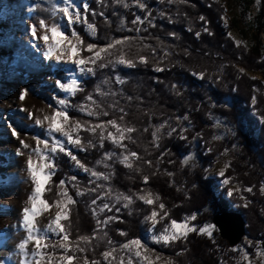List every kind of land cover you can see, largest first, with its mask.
<instances>
[{
    "label": "rangeland",
    "instance_id": "374dc122",
    "mask_svg": "<svg viewBox=\"0 0 264 264\" xmlns=\"http://www.w3.org/2000/svg\"><path fill=\"white\" fill-rule=\"evenodd\" d=\"M16 1L18 0H0V264H23L24 255L19 249V244L27 238V233L21 226L22 213L25 207L31 206L30 197L34 192V185L31 183L27 171V158L32 155L34 160L38 159L32 151L37 147V138L48 140L49 148L54 146L50 139L53 136L66 141L62 133H49L47 131L50 127V121L45 119V117H52L58 108L64 109L65 107L70 117L65 130L73 128L78 122L81 128L72 132V137L75 139L78 136L81 143L75 145L65 142L64 147L71 149L72 154L76 155L90 171L85 173L70 159L66 152H60L59 146H57L55 163L59 158L66 157L71 173L63 174V188L60 187L59 183L57 185L51 184V181L46 184L42 198L48 202L50 207L49 210L39 213L34 221L40 235L51 236V239L44 241L47 247L42 249L43 256L37 257L40 264H61L64 255L73 256L74 264L79 249L84 251L86 247L89 248V245L92 246V251L93 246L95 248L93 255L86 259L91 264L93 262L101 264V259L106 264H172L169 256L158 248L164 243H157L152 239L156 235L171 233V223L158 230V224L163 218H166L167 213L165 207L160 209L159 205L162 204L160 197L151 190L156 184L145 187L137 183V187L133 188L128 183L131 180L125 178L123 182L116 185L114 182V169L115 165L119 164L131 176L141 175L148 170L146 161H151V159H148L150 155L147 153V146H145L147 136L144 132L147 128L146 125H149L150 122V119L147 120L148 115H152L153 112L151 111H170L172 106L178 105L181 92L176 90L174 81H168L160 76L163 70L157 71V69L163 68L155 59L143 62L139 57L137 63H135L133 58L128 59L126 56L123 58L125 63H118L119 68H122L123 71H130L140 65L145 72L144 77L147 79L143 94L139 97L141 102L139 109L120 110L114 114H109L104 105L91 95L78 102L77 106L72 105V100L81 90L82 83L92 74L87 72L81 74L79 67L87 69L89 63L84 66H77L71 63L70 60L68 63H63L62 60L64 65L58 64L56 68L51 69L46 67L44 58L41 55L37 57L39 61L33 59L32 54L36 55L33 45H37L41 49L42 44L41 41H35L32 37L27 15H30L37 25L42 17L34 10V3L37 0H30L31 2L26 3L23 8H20V11L17 10L19 8ZM213 1L223 6L224 27L228 30V36L236 45L251 48L260 44L264 57V18L262 19V26L259 25V19L264 11V0ZM76 2L81 5L83 3L90 5L91 0H76ZM248 3H250L249 6ZM84 12L83 7H80V20L72 25L74 29L78 28L80 22L85 19ZM71 13H73V19L75 20L74 9ZM64 28H67L66 23ZM86 32L91 37L96 36L93 27L89 28L87 26ZM81 53L80 50L77 59L82 58ZM128 61H131L132 66H128ZM177 70L183 72V68ZM182 72L180 77H177L180 78L182 86H185L184 90L189 91L187 76L183 75ZM244 72L252 79L263 80L261 73ZM194 76L199 81L201 80L200 76ZM127 77H129L127 74L120 72L116 75L115 82L121 85ZM57 81L65 85L76 81L77 88L74 94L66 93L60 89L57 86ZM25 92L27 95L25 99L21 100L19 97ZM60 99H64L67 102L66 105H59ZM89 112L92 115H89ZM184 117H187V119H184ZM36 120H40L41 125H37ZM112 120H116L124 135V139L119 144L113 143L109 138V133L117 139L120 136V133L111 126L110 121ZM191 122L192 119L187 114L178 117L175 121L171 120L169 125L156 132L159 141L164 137H180V140L186 141V146L190 149V152L183 156L185 166L199 165L201 163L200 155L209 152L203 145L204 135L198 134L190 140ZM212 123L216 141H223L229 136L236 135L234 126L225 119L214 115ZM96 125H103L104 127L103 129L96 127L95 132L88 130ZM128 128H132L133 131H126ZM13 129H15L17 135H13ZM101 134L104 137L102 145ZM21 140L29 145L28 149L22 147ZM85 142L86 146L83 145ZM39 147L44 150L42 143ZM18 152L23 154H17ZM80 152L87 154V156L83 159L80 158ZM132 153H136V155L133 156ZM124 156H128V163L132 164L131 168L123 162ZM232 160L230 154H226L213 167L208 169L207 176L218 180L216 192L218 194L223 193L230 203L236 198L241 200L240 203L233 201L232 208L236 209L240 205L247 206V201L242 196V187L231 178L226 177V172L230 168ZM91 171L97 172L98 176H91ZM221 172L224 173L223 177L220 175ZM73 176L76 177L75 180L71 179ZM225 179L228 180L227 184L224 183ZM142 183L145 184L144 181ZM48 185H50V194L53 193L57 196L52 201H48V198L44 197ZM21 190L24 191V194L21 199H18L22 194ZM65 190L68 197H71V203L68 202L67 197L61 195ZM149 193L152 194L154 199L152 205H148L140 199L141 196H147ZM125 196L131 199V203L123 198ZM157 196L159 199H156ZM58 201L66 207L58 209L56 206ZM125 204L128 206L124 207ZM104 205L109 207L103 208ZM102 208L103 211H101ZM64 210L68 213L67 220H69V224L66 225L64 219L60 223L66 234L69 232L66 226L72 227L75 238L69 237L68 241L65 242L69 246L66 253L60 246V240L64 234L52 236V230L55 228L52 222L55 220L56 213ZM152 211L158 213L155 224L148 219ZM129 215H136L135 217L140 221V236L134 239H140L143 247L138 248L131 245L132 239L128 241L116 239L118 235L125 237L127 232L121 231L116 235L113 231L117 228L115 223ZM104 221H107V223H103ZM185 221L189 223V226H195L199 234L206 235L215 242L216 233L219 232L212 220L201 225L193 224L195 220L192 221L190 218L177 222ZM204 225L214 226L211 237L206 232L201 233L199 231ZM82 237H87V241L81 239ZM125 243L130 244L129 249L123 247ZM34 247V242H29L27 246L29 252ZM230 250L231 256L228 259L220 257L219 264H264V251L259 242L249 237L248 232L243 240L237 246H231ZM137 251L140 253L139 256L136 255ZM105 252L110 253L107 258L103 255ZM29 264H33L31 256H29ZM63 264H66V261Z\"/></svg>",
    "mask_w": 264,
    "mask_h": 264
},
{
    "label": "trees",
    "instance_id": "16d2710c",
    "mask_svg": "<svg viewBox=\"0 0 264 264\" xmlns=\"http://www.w3.org/2000/svg\"><path fill=\"white\" fill-rule=\"evenodd\" d=\"M139 3H144L145 8L141 9ZM223 15V6L213 0H91L86 19L75 29L83 41L81 57L87 60L99 48L117 39L122 43L101 53L102 58H98L95 64L89 62L94 74L82 83L71 104L77 106L78 102L91 95L104 105L109 114L139 109V97L147 83L145 72L140 65L123 71L118 61L126 56L133 58L135 63L139 57L155 59L163 68L160 76L174 81L176 90L181 92L180 101L170 111H151L152 115H148L150 122L144 130L147 136L145 146L150 155L148 159H151L146 161L148 170L131 176L117 164L115 184L119 185L125 178L131 180L128 183L133 188L137 183L145 187L156 184L151 190L160 197L167 213L158 224V230L172 220L183 221L195 215L193 224L201 225L212 220L218 212L237 210L248 223L249 237L259 242L264 251V57L260 44L251 48L236 45L224 27ZM137 16L143 23H133ZM263 18L264 11L259 19L260 27ZM89 24L96 31L95 37L86 32ZM89 43L97 46L93 53L86 51ZM102 64L107 66L101 67ZM178 68H183L181 72L187 76L189 91H185L181 84ZM244 71L261 73L263 80L252 79ZM120 72L129 77L118 85L115 77ZM194 75L200 76L201 80ZM187 114L192 119L190 140L198 134L204 135L203 145L209 151L200 155L201 163L196 166L184 165L183 156L190 152L186 141L180 137H164L159 141L156 134L171 120ZM214 115L233 125L236 135L216 141L212 129ZM83 145L86 146V142ZM226 154L233 159L226 177L242 187V196L247 201L245 207L240 205L233 209L234 202L240 203L241 200L236 198L234 202L231 200L233 204L230 203L223 193L216 192L218 180L207 176L208 169ZM86 156L79 153L82 159ZM66 159H58L57 172L51 184L57 185L64 179V173H71ZM145 177L148 182L143 184ZM249 187L251 192L247 191ZM44 197L48 201L57 197L50 194V185ZM135 216H126L115 223L117 228L112 230L116 235L121 231L127 232L125 237L116 236L117 240L139 238L141 225ZM65 223L69 224V220ZM66 228L69 237L75 239L72 227ZM91 247L89 245L84 251L79 249L74 264H85L95 251L94 246L93 251ZM158 248L169 256L172 264H219L220 257L228 259L231 256L230 244L219 233L213 242L206 235L194 231L185 239L162 244ZM101 264L106 263L101 259Z\"/></svg>",
    "mask_w": 264,
    "mask_h": 264
},
{
    "label": "snow or ice",
    "instance_id": "6c2138e0",
    "mask_svg": "<svg viewBox=\"0 0 264 264\" xmlns=\"http://www.w3.org/2000/svg\"><path fill=\"white\" fill-rule=\"evenodd\" d=\"M80 7H83V9L85 10V19H86L87 10L89 7L88 4L86 3H83L82 5L77 4L76 0H62V7L60 8V11L63 12L64 16L66 17V24H67L66 29L62 28L59 24H53L49 28V26L45 24L44 19H41L38 25L34 24L31 27L30 32H31L32 37L38 41L42 40L43 43L47 46V57L48 58H51L52 56L55 55V58L57 61H62L64 57L67 56L68 59L71 61V63L77 66H84L89 62L92 64H95L98 58H102L101 53L106 52L108 48H115L116 45L122 43L121 39H117L115 40L114 43H110L106 47H101L99 48V50L95 52H94V49H97V46L89 43L86 46V51L89 53L94 52V55L89 57L87 60L84 58L77 59V57L80 55L81 45L83 44V41L81 40L80 36L75 31V29L72 27V25L75 22H78L80 20ZM125 7H127V5H125ZM139 7L141 9H144L145 4L139 3ZM70 9H74L75 20L73 19V13L69 11ZM133 23H143V20L139 16H137L136 19L133 21ZM88 27L92 28L93 26L89 24ZM38 28L43 29L45 34L42 36H38L37 35ZM49 32H50V35L48 34ZM94 34L95 33L93 31V35ZM197 36H199V33H197ZM50 40L52 41V43H49ZM141 60L143 62H146V58L141 57ZM118 62L125 63V60L123 59V57H121ZM127 63H128V66H132L131 61H128ZM100 66L106 67L107 65L102 64ZM162 70L163 69H157V71H162ZM79 71L81 74H84L85 72L94 74V70L92 67H88L87 69H85L84 67H79ZM57 86L66 93L74 94L77 88V82L73 81L72 83L65 85L57 81ZM26 95L27 93L25 92L19 98L23 100L25 99ZM89 99H91V97H89ZM58 103L59 105H66L67 102L64 99H60ZM81 111H83V109H81ZM88 114L92 115L91 112H89ZM105 115H107V113H105ZM45 119L50 121V127L48 128L47 131L49 133H62L63 137L66 138V141L57 139L56 137L53 136L50 139L52 140L54 146L49 148L48 140H41L40 138H37V147L33 149L32 151L36 154L38 159L34 160L32 155H29L27 158V171L30 176V181L34 185V192L32 196L30 197L31 206L25 207L22 213L21 226L25 229L27 233V238L24 239L23 242L19 244V249L24 255L23 264H29V256L33 258V264H40V260L37 259V257L38 256L42 257L43 256L42 249L47 247L44 241L51 239V236L40 235L38 233V229L36 228L34 221H35L36 216L39 213L49 210V207H50L48 202L45 199H43L42 196H43L46 184L52 180V178L55 176V173H56L57 165L55 163V160H56L55 154L57 152V146H59L60 152H66L70 156V159L74 161L75 164L79 168L83 169L85 173H88L90 171L89 168L85 167L80 162V160L77 158L76 155L72 154L71 149H66L64 147L65 142L68 144H75V145H80L81 143V140L78 136L75 139H73L72 137V132L77 131L78 129L81 128V125L78 122L75 124L73 128H68L67 130H65L70 120L66 107L64 109L58 108L52 117H45ZM184 119H187V117H184ZM35 123L37 125H41L42 122L40 120H36ZM110 124L113 128L116 129L118 133H120V136H119V139H117L115 136L109 133V138L112 140L113 143L119 144V142L124 139L123 132L120 126L117 125L116 120L110 121ZM96 127L103 129L104 126L96 125L93 128H90L88 130L95 132ZM126 131L132 132L133 129L128 128L126 129ZM173 131H175V129H173ZM13 135H17L15 129H13ZM103 139H104L103 134H101V145H102ZM41 143L44 146V150H42L39 147ZM21 145L24 149L29 148V145L27 143H24L23 140H21ZM81 150L83 151L84 149H81ZM17 154L22 155L23 153L18 152ZM132 155L135 156L136 153H132ZM123 162L127 164V167L129 168L132 167V164L128 163V156H124ZM220 175L223 177L224 173L221 172ZM91 176L96 177L98 176V174L95 171H91ZM71 179L75 180L76 177L73 176ZM105 179H107V177H105ZM147 182H148V178L145 177L144 183L146 184ZM224 183L227 184L228 180L225 179ZM59 185L61 188H63L64 181L61 180L59 182ZM247 191L251 192L252 191L251 187H249ZM262 191H264V189H262ZM61 195L64 197H67L69 203L72 202L71 197H68V193L66 190L63 191ZM123 198L127 200L129 203H131V199L129 197L125 196ZM140 199L143 200L148 205H152L154 203V199L151 193H149L147 196H141ZM156 199H159V197L157 196ZM56 206L58 209H60L61 207H66V206H62L59 201L57 202ZM127 206H128L127 204L124 205V207H127ZM108 207H109L108 205L103 206V208H108ZM159 207L160 209H164L165 206L163 204H160ZM103 208L101 209V211H103ZM157 215L158 213L156 211H152L151 216L148 217V219H150L153 222V224H155L156 222L155 218L157 217ZM62 219L64 220L68 219V213L66 210L57 211L55 220L52 222L55 225V228L52 230V236H60V234L62 233L64 234L60 240V246L64 249L66 253L69 250V246L65 242L68 241L69 236L68 234L65 233V229L60 223ZM190 219L194 221L196 220V216L193 215L190 217ZM103 223L106 224L107 221H104ZM213 227H214L213 225H204L199 229V231L201 233L206 232L208 236L211 237L213 235V232H212ZM194 231H197V228L195 226H189V223L187 221L177 222L176 220H172L170 234L156 235V236H153L152 239H154L157 243L163 242L165 245H167L172 241H176V240L181 239L182 237H186L189 232H194ZM81 239L87 241L88 238L82 237ZM29 242H34V245H35L34 249H32L31 252H29L27 248ZM130 244L135 245L138 248L143 247L140 239H132ZM130 244L125 243L123 247L125 249H129ZM81 251H83V249H81ZM145 251H147V249H145ZM103 255L105 256V258H107L110 255V253L105 252ZM136 255L139 256L140 253L137 251ZM73 259H74L73 256L64 255L62 257L61 264H63L64 261H66V264H73ZM157 259H159V257H157ZM85 264H87V261L85 262ZM93 264H96V262H93Z\"/></svg>",
    "mask_w": 264,
    "mask_h": 264
},
{
    "label": "bare ground",
    "instance_id": "6f19581e",
    "mask_svg": "<svg viewBox=\"0 0 264 264\" xmlns=\"http://www.w3.org/2000/svg\"><path fill=\"white\" fill-rule=\"evenodd\" d=\"M31 1L30 0H18V1H16L17 7L19 8L17 10L20 11L21 10L20 8H23V6H25L26 3L31 2ZM34 6H35L34 10L37 12V14H39L42 17V19L45 20V24L48 25L49 28L53 24H59L62 28H64L65 23H66V17L64 16L63 12L60 11V8L62 7V0H37L34 3ZM69 11L72 12V9H70ZM26 12H28V11H26ZM28 19H29V21H27V22L29 23L28 25L31 29V27L35 23L31 19L30 15H27V20ZM44 34H45L44 30L38 28L37 35L42 36ZM48 34L50 35V32ZM35 41H38V40L35 39ZM39 41H41L42 46L40 49V48H38L39 46L33 45L34 50L36 51V55L32 54L33 59H35L36 61H39L37 57H39L41 55V57L44 58V62L46 64V67L51 68V69L56 68L58 64L64 65L63 63H68L69 59L67 56L64 57L63 63H62V61H57L55 58V55L52 56L51 58H48L47 57V46L43 43L42 40H39ZM49 43H52V41L50 40ZM57 54H59V53H57ZM21 192H22V194L18 197V199H21L23 197L22 195L24 194L23 193L24 191L21 190Z\"/></svg>",
    "mask_w": 264,
    "mask_h": 264
},
{
    "label": "water",
    "instance_id": "95a60500",
    "mask_svg": "<svg viewBox=\"0 0 264 264\" xmlns=\"http://www.w3.org/2000/svg\"><path fill=\"white\" fill-rule=\"evenodd\" d=\"M212 221L220 237L232 247L237 246L247 235V221L237 210L218 212L213 215Z\"/></svg>",
    "mask_w": 264,
    "mask_h": 264
}]
</instances>
